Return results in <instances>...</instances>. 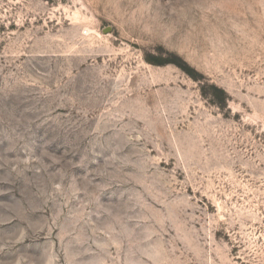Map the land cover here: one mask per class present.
<instances>
[{
	"label": "rangeland",
	"instance_id": "374dc122",
	"mask_svg": "<svg viewBox=\"0 0 264 264\" xmlns=\"http://www.w3.org/2000/svg\"><path fill=\"white\" fill-rule=\"evenodd\" d=\"M0 264H264V0H0Z\"/></svg>",
	"mask_w": 264,
	"mask_h": 264
}]
</instances>
